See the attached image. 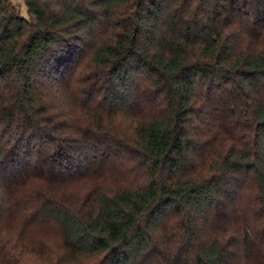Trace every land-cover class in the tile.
<instances>
[{
    "label": "trees",
    "instance_id": "16d2710c",
    "mask_svg": "<svg viewBox=\"0 0 264 264\" xmlns=\"http://www.w3.org/2000/svg\"><path fill=\"white\" fill-rule=\"evenodd\" d=\"M0 0V264H264V0Z\"/></svg>",
    "mask_w": 264,
    "mask_h": 264
},
{
    "label": "rangeland",
    "instance_id": "374dc122",
    "mask_svg": "<svg viewBox=\"0 0 264 264\" xmlns=\"http://www.w3.org/2000/svg\"><path fill=\"white\" fill-rule=\"evenodd\" d=\"M13 2L18 7V10L20 11L19 13L25 14V7L24 4L21 0H10Z\"/></svg>",
    "mask_w": 264,
    "mask_h": 264
}]
</instances>
